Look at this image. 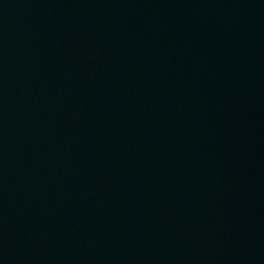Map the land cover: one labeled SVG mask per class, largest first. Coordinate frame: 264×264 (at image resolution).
I'll use <instances>...</instances> for the list:
<instances>
[{
  "label": "water",
  "instance_id": "1",
  "mask_svg": "<svg viewBox=\"0 0 264 264\" xmlns=\"http://www.w3.org/2000/svg\"><path fill=\"white\" fill-rule=\"evenodd\" d=\"M0 264H264V0H0Z\"/></svg>",
  "mask_w": 264,
  "mask_h": 264
}]
</instances>
